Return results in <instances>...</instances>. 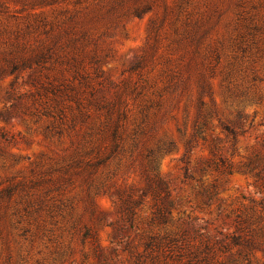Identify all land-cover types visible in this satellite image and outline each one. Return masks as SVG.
<instances>
[{
  "label": "rangeland",
  "instance_id": "rangeland-1",
  "mask_svg": "<svg viewBox=\"0 0 264 264\" xmlns=\"http://www.w3.org/2000/svg\"><path fill=\"white\" fill-rule=\"evenodd\" d=\"M0 264H264V0H0Z\"/></svg>",
  "mask_w": 264,
  "mask_h": 264
},
{
  "label": "trees",
  "instance_id": "trees-1",
  "mask_svg": "<svg viewBox=\"0 0 264 264\" xmlns=\"http://www.w3.org/2000/svg\"><path fill=\"white\" fill-rule=\"evenodd\" d=\"M0 139H5V134L4 133H0Z\"/></svg>",
  "mask_w": 264,
  "mask_h": 264
}]
</instances>
